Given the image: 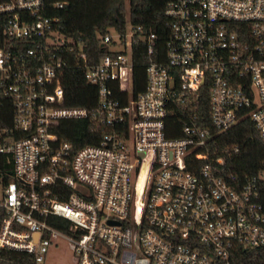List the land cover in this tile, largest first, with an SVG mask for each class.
Returning <instances> with one entry per match:
<instances>
[{
  "label": "built area",
  "instance_id": "obj_1",
  "mask_svg": "<svg viewBox=\"0 0 264 264\" xmlns=\"http://www.w3.org/2000/svg\"><path fill=\"white\" fill-rule=\"evenodd\" d=\"M63 6L0 1V248L34 264L57 237L74 264H235L238 249L264 248V165L240 181L222 174L223 157L198 152L210 129L244 119L264 142V0H165L163 49L127 22L95 53L63 31L52 13ZM135 46L145 84L133 93ZM67 68L95 87L94 107L64 105ZM175 113L187 120L170 138ZM82 119L101 136L74 149L56 130Z\"/></svg>",
  "mask_w": 264,
  "mask_h": 264
},
{
  "label": "trees",
  "instance_id": "obj_2",
  "mask_svg": "<svg viewBox=\"0 0 264 264\" xmlns=\"http://www.w3.org/2000/svg\"><path fill=\"white\" fill-rule=\"evenodd\" d=\"M55 1L64 2L62 9L52 11L59 16L63 31L80 36L87 41L93 53L98 51L100 35L110 29L122 32L127 22L134 26H141L147 33H153L157 48L163 49L169 23V19L164 14L165 0H127V6H125V0H44L48 5ZM4 18L0 16V46L4 41L1 35V24ZM139 48L135 46L133 52V93L141 90L145 84V53ZM61 83L64 91V105L94 107L96 89L84 80L81 71L67 68L63 72ZM197 106L201 107V116L207 120V93H202ZM193 111L194 109L188 110V113L192 114ZM185 119L179 113L170 114L165 121L167 136L170 138L180 136ZM56 132L74 149L95 144L101 136L94 122L88 119L63 121L61 128ZM209 135L205 146L198 152L208 153L214 158L223 157L222 174L225 177L235 176L243 181L246 176L255 174L263 167L264 142L258 139L249 120H241L223 133L215 134L210 129ZM235 146L238 148L236 152L231 150ZM199 166L196 164V167ZM48 222L62 231H66L69 225L68 221L59 217H52ZM233 260L235 264H264V248L238 249L233 254ZM0 264H34V259L32 255L22 251L0 248Z\"/></svg>",
  "mask_w": 264,
  "mask_h": 264
},
{
  "label": "rangeland",
  "instance_id": "obj_3",
  "mask_svg": "<svg viewBox=\"0 0 264 264\" xmlns=\"http://www.w3.org/2000/svg\"><path fill=\"white\" fill-rule=\"evenodd\" d=\"M127 6V0H125ZM75 254L71 251L68 241L57 237L54 239L45 254L43 264H74Z\"/></svg>",
  "mask_w": 264,
  "mask_h": 264
},
{
  "label": "bare ground",
  "instance_id": "obj_4",
  "mask_svg": "<svg viewBox=\"0 0 264 264\" xmlns=\"http://www.w3.org/2000/svg\"><path fill=\"white\" fill-rule=\"evenodd\" d=\"M140 178H141V181H140ZM139 178V182H138V186H139V183H140V188L137 186V191H138V194L140 193V190H141V185H142V179H143V176L141 175Z\"/></svg>",
  "mask_w": 264,
  "mask_h": 264
},
{
  "label": "water",
  "instance_id": "obj_5",
  "mask_svg": "<svg viewBox=\"0 0 264 264\" xmlns=\"http://www.w3.org/2000/svg\"><path fill=\"white\" fill-rule=\"evenodd\" d=\"M108 223H109V224H115V225H118L117 222H113V221H109Z\"/></svg>",
  "mask_w": 264,
  "mask_h": 264
}]
</instances>
